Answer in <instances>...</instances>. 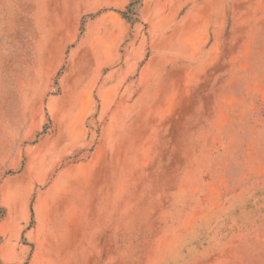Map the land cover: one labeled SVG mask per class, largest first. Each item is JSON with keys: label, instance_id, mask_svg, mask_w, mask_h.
<instances>
[{"label": "rangeland", "instance_id": "obj_1", "mask_svg": "<svg viewBox=\"0 0 264 264\" xmlns=\"http://www.w3.org/2000/svg\"><path fill=\"white\" fill-rule=\"evenodd\" d=\"M38 219L51 264H264V0H0V264Z\"/></svg>", "mask_w": 264, "mask_h": 264}, {"label": "crops", "instance_id": "obj_2", "mask_svg": "<svg viewBox=\"0 0 264 264\" xmlns=\"http://www.w3.org/2000/svg\"><path fill=\"white\" fill-rule=\"evenodd\" d=\"M52 226L53 224L38 219L37 233L32 235L34 250L31 264H51V258L64 249L61 247L62 238L51 234Z\"/></svg>", "mask_w": 264, "mask_h": 264}]
</instances>
